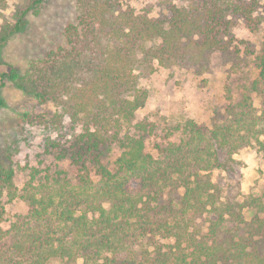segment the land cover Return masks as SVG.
<instances>
[{
	"label": "trees",
	"instance_id": "16d2710c",
	"mask_svg": "<svg viewBox=\"0 0 264 264\" xmlns=\"http://www.w3.org/2000/svg\"><path fill=\"white\" fill-rule=\"evenodd\" d=\"M128 1L76 0L62 44L24 69L6 64L0 73V88L8 81L59 108L33 124L59 132L67 118L72 134L70 141L48 138L45 144L56 160L69 162L71 175L59 167L33 169L19 192L13 168L0 161V264H264V200L240 199L211 178L215 171L236 173L232 156L239 148L254 144L264 151V109L257 115L242 94L210 128L188 119L174 127L176 141L168 128L157 157L146 151L151 123L135 121L147 99L139 79L153 71V62L168 67L226 52L233 18L251 22L255 6L168 0L181 5L170 7L165 27ZM44 2L32 0L13 25L1 27L0 63L3 47ZM5 5L0 0V9ZM256 61L251 91L264 96V54ZM109 148L117 154L112 162L103 156ZM3 197L28 206L7 230ZM246 208L253 212L248 221Z\"/></svg>",
	"mask_w": 264,
	"mask_h": 264
},
{
	"label": "rangeland",
	"instance_id": "374dc122",
	"mask_svg": "<svg viewBox=\"0 0 264 264\" xmlns=\"http://www.w3.org/2000/svg\"><path fill=\"white\" fill-rule=\"evenodd\" d=\"M75 1L45 0L38 14L27 15L25 29L13 36L1 51L0 73L6 70V64L24 69L32 59L41 58L49 49L62 44L63 28L75 19ZM243 1L255 6L252 20L247 22L238 16L233 18L234 26L227 38L230 46L226 52L193 55L168 67H158L153 62V71L140 76L139 86L146 91L147 99L145 106L136 112L135 121L151 123L146 151L154 157H157V145L167 141L164 136L168 128L175 133L170 138L172 141L180 137V132L174 127L188 119L201 127L210 128L214 121L225 120V107L238 101L242 94L250 97L257 115L263 111L264 96L251 91V84L258 79L256 57L264 54V0ZM31 2L6 0L5 8L0 9V29L4 24L13 25ZM127 3L136 13L160 21L165 27L170 7L181 5L168 0H129ZM0 97L5 102V107L0 109V161L13 168L17 191H21L33 169L43 172L47 168L54 170L59 167L67 169L71 175L69 162L58 161L54 153L45 151L48 138L61 143L70 141L72 134L67 129V118H64V128L59 132L45 130L32 122L47 119L59 108L24 95L8 81L0 88ZM25 114L28 119L23 117ZM260 139L264 140V137ZM116 155V150L109 148L103 156L112 162ZM232 157L238 163L236 173L229 176L215 171L211 178L229 185L232 194L237 193L240 199L250 195L264 200V151L258 150L257 145L249 144L239 148ZM2 204L5 209L4 230L9 228L16 216L28 212L27 204L19 198L8 201L3 197ZM244 213L247 221L253 215L248 208ZM49 264L62 262L54 260Z\"/></svg>",
	"mask_w": 264,
	"mask_h": 264
}]
</instances>
